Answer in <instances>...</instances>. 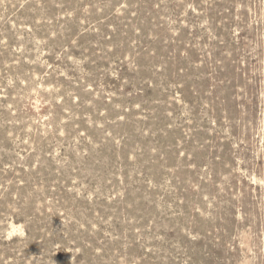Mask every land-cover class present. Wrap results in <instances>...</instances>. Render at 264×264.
Segmentation results:
<instances>
[{
    "label": "rangeland",
    "instance_id": "rangeland-1",
    "mask_svg": "<svg viewBox=\"0 0 264 264\" xmlns=\"http://www.w3.org/2000/svg\"><path fill=\"white\" fill-rule=\"evenodd\" d=\"M0 264H264V0H0Z\"/></svg>",
    "mask_w": 264,
    "mask_h": 264
}]
</instances>
